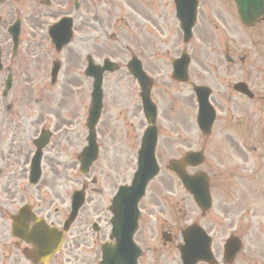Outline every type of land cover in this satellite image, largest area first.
Here are the masks:
<instances>
[{
  "label": "flooded vegetation",
  "instance_id": "obj_1",
  "mask_svg": "<svg viewBox=\"0 0 264 264\" xmlns=\"http://www.w3.org/2000/svg\"><path fill=\"white\" fill-rule=\"evenodd\" d=\"M2 5V11L10 16H15L16 13L29 15L32 14L35 9L40 6L42 8L41 12L35 11L33 16L41 19L43 16L48 17L49 8L52 7L58 8L60 6H65V4L74 10L73 13L67 14L68 16L78 17L79 24L84 29L85 33L80 38V52L78 54L89 53L96 54L97 47L96 43L99 40L100 34L99 27L103 26V13L100 11L99 4L102 8V4L107 6V12L111 8L115 7L119 9L121 4L118 0H77L78 8L74 9L75 2L74 0H14L15 2L9 1ZM148 5L151 10V13L155 15V18L159 15V9L161 6L160 0H148ZM207 7L206 12L203 13V21L206 23L214 24L216 21H223L224 13L221 9V4H205ZM122 7V6H121ZM126 7L128 9L127 18L130 21V28L133 34H138L140 31V26L136 25V18L134 10L136 8L134 0L126 2ZM68 8V9H70ZM52 15V13L49 11ZM140 14V13H139ZM140 16V15H138ZM137 20L143 22L140 18L137 17ZM26 23V22H25ZM24 23V24H25ZM154 24H158V21H154ZM32 27V25H31ZM32 29V28H31ZM27 29H24V34L19 36V50L17 52L16 59L25 55L30 48H34V45L37 41L33 39L31 35L26 34ZM209 33V28L207 25L203 27H196L194 42L191 45L192 50V60H193V70L192 76L198 80L200 84H206L211 89V83L206 80V75L209 74V71L205 69V60H209L210 51H214L213 56L219 60L217 56L220 57L219 53L215 50L209 48L208 51L203 48L200 49L198 41L205 37V34ZM0 46L3 51L1 64L2 68L0 71H6L9 69L8 61L13 60L14 54V45L11 44L10 49L8 50V39L7 37H1ZM17 51V49H16ZM76 55V54H74ZM228 56V55H227ZM15 59V60H16ZM212 61V59H211ZM14 73L19 69V62L14 61ZM213 71L218 74L217 68L211 66ZM211 74V73H210ZM213 74V73H212ZM243 78L241 81L249 82L250 72L242 70ZM3 93L0 87V109L3 107V102L5 99H2ZM16 95V93H14ZM48 102L52 104H58L62 106L64 101L58 100L55 102L54 99H48ZM55 102V103H54ZM55 118H61L59 114H48V115H37L36 125L41 127L44 123L48 126H52L54 131L52 132V137L55 133L58 132L60 125L54 120ZM4 123V118L0 116V124ZM64 151V146L62 143L56 142L55 145L48 146L43 152L44 161H47V166L54 171L55 168L60 165L57 161V155ZM30 152H23L21 147L12 148L5 145V137L3 132L0 131V264H42L39 260L31 261L26 263L23 259L22 251L26 248V251H30L31 248L28 245L23 244L22 242L16 241L15 233L12 230V221L11 216L15 215L17 212H20V208L25 203L23 195L21 194V182L24 178V168L28 162ZM210 183V192L212 187L218 188L221 190L224 195L219 198L215 208L210 210L206 214H202L199 211L193 220V223L200 224L206 232L210 235L211 238V251L213 254V262L211 264H227L223 259V243L225 236L230 234L229 228L232 226L230 219L228 203L230 201L229 195L226 193L230 191L228 188L230 175L226 169L219 167H209L206 170ZM44 185L51 186L50 181L44 182ZM39 191V190H38ZM45 194H49L48 190L44 191ZM180 198V194H178ZM212 195V192H211ZM27 198L33 201V213L39 219H42L48 226L53 227L59 225V221L56 220L53 214L52 201L48 195H31ZM177 199V205L179 201ZM182 210V206L179 208V211ZM182 216L178 218V223L180 224L179 229L182 230ZM21 224V222H19ZM32 225V223H29ZM238 234L243 238L244 246L240 251V258L243 264H264V251L261 248L262 242L264 241V229L262 226L258 228H253L246 222L237 223ZM82 233V234H81ZM81 234V235H80ZM255 236L254 242H252L251 236ZM81 239V242L79 240ZM141 241L144 244H148L150 237L147 232H142ZM85 246V249H82L81 246ZM91 244L87 241L85 231L81 229H76L72 235V239L69 240L62 247L58 253L52 255L45 264H74L73 260L74 253L79 251V258L76 257L75 264H93V249H91ZM78 256V255H77Z\"/></svg>",
  "mask_w": 264,
  "mask_h": 264
},
{
  "label": "rangeland",
  "instance_id": "obj_2",
  "mask_svg": "<svg viewBox=\"0 0 264 264\" xmlns=\"http://www.w3.org/2000/svg\"><path fill=\"white\" fill-rule=\"evenodd\" d=\"M237 31V29H236ZM252 106L246 104V111H243L241 113L242 117L244 118L246 116V124L242 126L241 128H234V130H240L244 131L242 132L243 135V142H245L246 153L244 154L242 150L236 149L235 152L237 153L235 156V162L237 163H246L247 167H251L253 163L256 162L258 159V156L260 153H264V112L260 115V112L251 111ZM260 115V117L257 120L256 123V117ZM167 132H172L175 127H173V124H167L166 125ZM230 131V129H227ZM258 131H262V137L259 143H256V134ZM247 133V137L244 138V134ZM237 140L241 143V138L236 136ZM163 140V139H162ZM256 146V150H254L252 147ZM126 148V147H125ZM122 164V163H121ZM119 166L118 169H115L116 166L109 161L107 158H102L98 162L94 163L90 173L85 177L81 175H69L65 177V184H64V192L68 193L77 187H79V184L81 183V180L83 178L86 179V182H89L91 178H95L98 182V185H90L91 187H97L101 189V194H96L95 192L89 191L87 193V202L82 209L81 213H92L95 210L99 209L101 207L106 209L108 205V199L112 196L114 191V184L117 180L126 179L131 172L133 171L134 164H131V162L126 163L125 165ZM128 177V179H129ZM127 179V180H128ZM161 178L159 177L156 179L155 182L159 181ZM61 188V187H60ZM155 188V186H154ZM54 194H50L51 197L54 200V206L59 207L62 206V199L64 195L62 194V198L58 197L55 192H51ZM151 195V190H149L147 197ZM89 204H92L91 206ZM160 210L164 211L166 216L170 219V213L173 212L174 209H171L167 206H165L164 202L162 201L160 204H157ZM166 210V211H165ZM160 215V214H158ZM163 249V255L160 258L156 259L160 260L164 257L166 252L169 250V247L163 248L159 247V250ZM158 250V251H159ZM150 259V254L146 253L144 258L140 260L139 264H144V260Z\"/></svg>",
  "mask_w": 264,
  "mask_h": 264
},
{
  "label": "water",
  "instance_id": "obj_3",
  "mask_svg": "<svg viewBox=\"0 0 264 264\" xmlns=\"http://www.w3.org/2000/svg\"><path fill=\"white\" fill-rule=\"evenodd\" d=\"M133 211H134V209H133Z\"/></svg>",
  "mask_w": 264,
  "mask_h": 264
}]
</instances>
